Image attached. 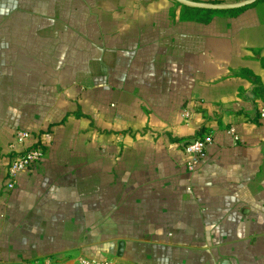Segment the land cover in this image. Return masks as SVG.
<instances>
[{
	"label": "crops",
	"instance_id": "crops-1",
	"mask_svg": "<svg viewBox=\"0 0 264 264\" xmlns=\"http://www.w3.org/2000/svg\"><path fill=\"white\" fill-rule=\"evenodd\" d=\"M257 87L264 0H0V264H264ZM17 129L44 155L9 190Z\"/></svg>",
	"mask_w": 264,
	"mask_h": 264
},
{
	"label": "built area",
	"instance_id": "built-area-1",
	"mask_svg": "<svg viewBox=\"0 0 264 264\" xmlns=\"http://www.w3.org/2000/svg\"><path fill=\"white\" fill-rule=\"evenodd\" d=\"M192 111L185 109L183 116L188 119ZM264 118V109L261 111ZM229 132L235 139L238 134L235 127H230ZM214 143V130L206 128L198 133L194 138L188 140L184 145L187 154L186 167L189 171H195L202 163L207 153ZM11 161L7 170L6 187L9 190L14 189L20 173L31 169L36 165L44 155V147L40 143L38 135L26 130L17 129L14 140L9 144ZM22 264H113L111 259L97 260L87 256H64V257H47L42 260L26 261Z\"/></svg>",
	"mask_w": 264,
	"mask_h": 264
},
{
	"label": "water",
	"instance_id": "water-1",
	"mask_svg": "<svg viewBox=\"0 0 264 264\" xmlns=\"http://www.w3.org/2000/svg\"><path fill=\"white\" fill-rule=\"evenodd\" d=\"M179 3L200 9L224 11V10H234L240 9L249 5L256 3L258 0H239L236 2L226 3V2H201L194 0H176Z\"/></svg>",
	"mask_w": 264,
	"mask_h": 264
},
{
	"label": "trees",
	"instance_id": "trees-1",
	"mask_svg": "<svg viewBox=\"0 0 264 264\" xmlns=\"http://www.w3.org/2000/svg\"><path fill=\"white\" fill-rule=\"evenodd\" d=\"M256 90L260 92V91H264V88H262V87H257Z\"/></svg>",
	"mask_w": 264,
	"mask_h": 264
}]
</instances>
